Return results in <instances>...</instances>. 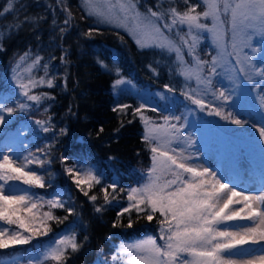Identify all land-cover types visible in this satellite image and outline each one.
<instances>
[{
  "label": "snow or ice",
  "instance_id": "obj_1",
  "mask_svg": "<svg viewBox=\"0 0 264 264\" xmlns=\"http://www.w3.org/2000/svg\"><path fill=\"white\" fill-rule=\"evenodd\" d=\"M57 3L63 4L64 0H57ZM182 3L183 10L176 3H169L163 11L160 10L163 5H158L155 9L149 8L147 13H141L134 0H116L119 10L113 15L111 12L106 14L101 11L95 0H84L88 15L97 17L98 22L135 21L136 44L142 51L160 49L168 53H179L176 41L165 32L167 30L171 33L173 29H177L176 36L193 62L189 66L188 61L178 54L179 75L185 81L194 79L197 85L195 89L182 91L181 94L201 111L207 110L209 115L220 117L236 126L248 125L249 121L236 118L231 112L225 113L223 107L206 104L203 98L197 97L210 94L221 105L235 104L244 103L247 92L258 91L261 95L253 99L264 107V44L257 47L254 43L257 36L264 41V0H197V3L182 0ZM115 7L112 6L113 9ZM16 10L15 0H7L6 6L0 9V15ZM62 10L66 13L63 26H58L55 18L51 22L53 26L59 27L61 40L74 26L71 11L67 6ZM222 16L226 19H222ZM41 19L43 18L26 16L24 22L35 20L38 24ZM98 31L90 28L81 35L92 39ZM228 33L230 36L226 40ZM203 39H208L213 45L215 54L209 53V59H202L197 51ZM69 49L70 46L63 49L60 57L65 69L70 64ZM3 50V44L0 43V51ZM30 54L31 50H28L20 55L13 68L16 88L0 87V133L12 127L15 123L13 117L18 113L39 111L45 101L54 104L55 95L50 92L36 93L33 89L45 85L53 89L57 87L56 80L59 78L61 91H68L67 70L62 77L56 74L49 76V63L42 64L44 58L38 54L22 69V64ZM96 62L101 69L112 74L102 60L97 59ZM41 67L44 75L35 78L32 75L33 70ZM152 71L156 73L155 69ZM115 75L117 78L111 88L117 100L112 111L120 117L127 116L131 109L132 119L127 121L128 124L139 119L143 125L141 140L149 147L152 164L147 170L144 182L127 189L128 204L117 213L112 226L131 229L136 222L132 213L136 214L137 220L144 219L149 223L157 219L158 214L159 239L163 244H158L156 237L152 235L133 243L122 242L111 257L113 264H121V261L123 264H264V187L258 193L243 189L238 191L236 185L218 175L212 168L192 163L193 156L188 149L193 146V141L190 136L183 135L186 123L182 121H186V117L182 114L164 115L158 108L152 107L150 111L158 114V119H152L145 115V104L133 108L132 105L120 103L118 93L124 92L121 86L131 82L122 76L120 69H116ZM214 80L221 84L216 90H213ZM224 80L231 82V87L224 84ZM164 87L169 93L174 94L176 91L170 85ZM53 104L43 107L41 114H46L45 119L34 121L40 131L51 134L43 148H36V153L28 151L27 155L17 154L12 145L0 148V221L18 229L12 230L0 225V250L30 245L39 237L48 236L52 231L49 221L62 224L69 216L75 215L79 218L80 214L72 202L70 190L65 193L54 191L53 198L47 200L43 195L31 191L46 187L45 177L38 169L47 172L46 166H51L56 159L75 188L92 202L95 213H103L106 210L105 205H111L113 201L119 203L118 178L103 184L104 173L99 172V169L89 168L85 172L81 168L69 167L67 155L54 156L56 145L61 143V137L68 134V128L57 127L55 113H50ZM65 115L75 117L76 112L71 105ZM251 126L256 127L255 124ZM124 127L125 124L121 121L114 132L118 133ZM103 131L101 127L97 135ZM258 136L264 141V126L258 129ZM73 159L80 157L74 156ZM108 159L116 158L110 156ZM30 165L38 168H31ZM56 175L49 173L50 181ZM168 175L172 178L163 179ZM12 182L28 187H19ZM48 186H51L50 182ZM96 186H100L99 191L103 193V205L96 203V194L90 195ZM119 191L124 192L125 189L120 187ZM62 194L67 195L68 199H59ZM45 204L49 210L41 214L40 208ZM57 208L64 210L67 215H54L52 210ZM125 214L128 217L127 224H123L121 219ZM236 221L249 223L233 229L230 222ZM88 239L85 235L84 241L78 243L75 234L54 238L52 243L55 246H49L42 259L29 260L28 264H45L49 260L56 264H66L69 259L67 250L70 248L72 253L79 252ZM245 245H261V254L253 253L246 258L242 254ZM0 264H5L2 258ZM99 264L109 262L99 258Z\"/></svg>",
  "mask_w": 264,
  "mask_h": 264
},
{
  "label": "trees",
  "instance_id": "obj_2",
  "mask_svg": "<svg viewBox=\"0 0 264 264\" xmlns=\"http://www.w3.org/2000/svg\"><path fill=\"white\" fill-rule=\"evenodd\" d=\"M134 2H137V8L141 12H146L147 7L155 9L158 5H163L160 9L163 11L169 3H176L181 10L184 8L182 0H134ZM191 2L197 3V0H191ZM6 3L7 0H0V9H3ZM15 5L16 11L0 15V43L5 49L0 51V87L4 89L16 88L13 80V68L16 66L19 56L31 50L30 56L22 64V69L30 64L34 56L38 54L44 58L42 64L49 63V76L56 74L58 77H62L67 70L68 91H61L59 78L56 80L57 87L53 89L47 88L46 85L33 89V92L36 93L50 92L55 95L54 104L51 101H45L39 111L29 110L28 113H18L14 116L15 123L12 127L6 132L0 133V148H3L4 145H12L20 155H27L28 151L36 153V148H43L48 143L47 138L51 134L40 131L34 121L45 119L46 114H41L43 107L53 104L50 113H55L57 127L66 126L68 128V134L61 137V143L56 145L54 156L67 155L69 157L68 166L81 168L85 172L89 168L99 169V172L104 173L103 184L110 183L113 178H118L120 181L117 188L119 203L113 201V204L105 205L106 210L103 213H95L92 202L75 188L70 178L64 174L61 163L56 159L51 166H46L47 172L44 169H38L45 177L46 187L44 189L34 188L31 191L43 195L47 200L53 198L54 191L59 190L65 193L70 190L72 202L75 203L80 214L79 218L75 215L69 216L62 224L49 221L52 231L48 236L39 237L30 245L0 250V258L5 261V264H28L29 260L42 259L46 249L54 245L52 243L54 238L72 234L76 235L78 243L84 241L85 235L89 239L84 242V247L79 252L72 253L70 248L67 250L66 255L69 259L66 264H99V258L106 259L109 264H113L111 257L116 253L118 243L132 242L148 235L156 237L157 243L162 244L159 239L160 226L157 219L160 217L158 214L157 219L149 223L144 219L137 220L136 214L132 213V218L136 222L131 229L112 226L117 213L128 204L127 189L137 187L144 182L147 170L151 166L152 154L148 145L141 140L143 125L139 119L137 118L132 124L127 123L132 119L131 109L127 116L120 117L112 111L117 96L113 94L111 84L117 78L116 69H120L122 76L140 91L160 93L166 90L165 85H170L178 91L182 85L184 86V82L181 81L177 73L179 63L176 61L175 55L157 49L142 51L123 32L96 27L86 16L81 0H64L63 4H58L57 0H15ZM65 6L73 15L74 26L61 40L58 26H63L62 22L66 13L62 9ZM200 10L202 9H198V11ZM26 16L43 19L38 24L35 20L24 22ZM53 18L57 20L58 26L52 25ZM90 28H96L99 31L94 38L87 39L81 33ZM176 45L180 47L179 44ZM69 46L70 64L65 69V66L61 64L60 57L62 50ZM207 47L205 42L197 50L202 59L209 57L206 54ZM182 56L185 58L184 60L188 61L185 52L182 53ZM50 57H54V59L50 60ZM97 59L102 60L111 69L112 74L101 69L96 62ZM152 69L156 70L155 74ZM32 75L35 78L43 76L42 67L34 69ZM76 81L78 83H74ZM21 99L23 98L21 97ZM118 99L120 103L132 105L133 108L139 106L136 98L126 89L123 94L118 93ZM168 100L169 104L173 103L168 108L169 110L176 105L172 100ZM155 102L159 106L162 103ZM70 105L76 112L75 117L65 115ZM145 115L152 119H158V114L154 115L150 109L145 111ZM61 117H63L62 120ZM121 121L125 127L118 133L114 132ZM101 127L104 131L97 135ZM74 156H79L80 159L74 160ZM110 156L116 159L109 160ZM30 167L38 168L36 165H30ZM49 173L57 175L50 181ZM168 178L172 177L168 176ZM49 182L51 183L50 187L48 186ZM12 183L19 187H28L21 186L19 182ZM99 187L93 188L90 195L96 194L98 196L96 203L103 205V193L99 191ZM120 187H123L125 191L120 192ZM109 191L111 192V189ZM59 199L67 200L68 197L62 194ZM48 210V206L45 204L40 208V213ZM52 211L58 217L67 215L64 210L59 208ZM121 219L123 224H127V214ZM242 222L236 221L230 222V224L233 227ZM0 225L18 230L15 226L4 225L2 221H0ZM106 237H110V239H106ZM101 249L102 251H100ZM45 264H56V262L49 260Z\"/></svg>",
  "mask_w": 264,
  "mask_h": 264
},
{
  "label": "rangeland",
  "instance_id": "obj_3",
  "mask_svg": "<svg viewBox=\"0 0 264 264\" xmlns=\"http://www.w3.org/2000/svg\"><path fill=\"white\" fill-rule=\"evenodd\" d=\"M81 2L86 16L91 19L96 27L109 28L123 32L137 46L135 21L122 20L120 22L113 23L98 22L97 17L88 15V12L84 6V0H81ZM129 2H133V0H129ZM95 4L106 14L111 12V14L115 15V13L119 10L118 5H116V0H95ZM113 5L116 6L114 9L112 8ZM149 8L150 7H147V10ZM139 12L141 11L139 10ZM141 13H147V11ZM221 18L226 19V17L223 16ZM208 22L210 23V21ZM224 27L227 28V25ZM176 31L177 29H173L171 33H168L167 30H165L166 35L176 40V44H179L180 46H177L180 49L179 53L176 51L171 52L175 55V59L177 61V55H182L183 52L187 54V49L184 48L180 43L179 38L176 36ZM228 36H230V33L225 36L226 40ZM205 42L208 46L206 54L209 55V53H211L214 55L215 52L211 42L208 39H203L202 43L204 44ZM254 43L257 47H260L262 44H264V41H262L261 38L257 36L254 40ZM209 58L210 57L207 59ZM192 63L191 57L188 56L189 66H191ZM177 73L179 75V68ZM179 76L181 81L184 82V86L182 85V88L178 89V91H176L174 94L172 93V95H170L167 90H164L160 93L140 91L131 84H126L121 87L128 90L136 98L139 105L145 104L146 109H151L150 107H156L159 109L160 113L164 115L182 114L183 117H186V121H182L186 123L183 135L190 136L193 141V146L188 149V152L193 156V160L191 161L192 163L212 168L218 173V175L224 177L226 180H229L232 182V184L236 185L238 191L243 189L245 191L252 190L255 193H258L259 190L264 187V141H261L258 136V129L264 126V107H261L257 100L253 99V97L258 98L261 93L258 91L247 92L246 101L244 103H230L223 105H221L220 101H216L210 94L197 97L203 98L206 104H215L217 106L223 107L225 113L231 112L236 118L249 121L248 125L242 127L236 126L221 119L220 117L209 115L207 110L201 111L196 105L192 104L191 101L185 99L181 92L189 89H195L197 85L194 79L191 81H185L181 75ZM223 83L231 87V82L224 80ZM220 87L221 84L214 80L213 90H216ZM236 92H239V89H236ZM168 95L170 96L167 97ZM168 99L172 100L176 105L169 110L168 108H170L173 103L169 104L170 101ZM155 101L162 103L159 106ZM153 114L157 115V113L154 112ZM252 124H255L256 127L253 128L251 126ZM181 146L183 147L184 145ZM13 149L15 150L14 146ZM69 167L73 166L69 165ZM168 176H164L163 179H169ZM248 223L249 222L247 221H243L239 225ZM239 225L233 226L232 228L235 229ZM135 241L128 243H133ZM160 242L163 244V241L160 240ZM120 244L121 243L117 244L116 252ZM54 246L55 244L52 247ZM253 253L261 254V245L244 246L242 254L245 255L246 258ZM122 262L123 261H121V263Z\"/></svg>",
  "mask_w": 264,
  "mask_h": 264
}]
</instances>
